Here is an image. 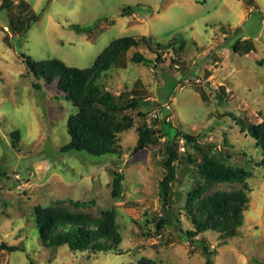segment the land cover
<instances>
[{
    "label": "rangeland",
    "instance_id": "1",
    "mask_svg": "<svg viewBox=\"0 0 264 264\" xmlns=\"http://www.w3.org/2000/svg\"><path fill=\"white\" fill-rule=\"evenodd\" d=\"M126 6L135 7L132 15H122ZM32 14L37 21L28 20ZM17 18L26 28L15 32ZM123 36L152 40V49L140 43L129 51L125 67L109 71L102 81L117 96H141L148 103L127 111L133 125L119 134L123 154L62 152L71 139L68 119L77 108L55 83L35 89L23 55L87 68ZM181 40L180 54L155 49V42ZM248 45L254 50L246 53ZM136 51L152 59L159 52L162 62L134 63ZM214 91L224 92L223 98ZM237 119L242 125L264 122V0H11L0 10V264H137L140 259L207 264L204 246L213 252L212 264H264L263 152ZM145 123L161 137L134 151ZM177 131L211 143L219 157L251 173L245 183H218L209 190L247 194L236 236L185 237L191 223L183 208L204 179L191 161L195 149L183 137L176 141L179 158L169 201L162 197L166 145ZM114 171L123 174L119 197L112 195ZM38 207L88 220L113 212L118 251L93 255L44 247L35 226ZM3 243L22 250L10 252Z\"/></svg>",
    "mask_w": 264,
    "mask_h": 264
},
{
    "label": "trees",
    "instance_id": "2",
    "mask_svg": "<svg viewBox=\"0 0 264 264\" xmlns=\"http://www.w3.org/2000/svg\"><path fill=\"white\" fill-rule=\"evenodd\" d=\"M10 4L11 0H5L0 10L9 8ZM134 8L126 6L123 8L122 15H132ZM38 17L32 14L28 20L37 21ZM24 27L23 19L17 18V25L13 30L15 32L24 30L26 28ZM140 43L152 49V40L145 36L140 39L135 36L113 39L87 68L68 65L58 58L37 61L31 56L23 55L30 73L36 78V82L33 83L35 89L40 90L42 83H55L57 90L65 93L77 108V113L68 119L67 127L71 139L60 148L62 152L78 151L92 157H120L123 154V149L119 144V134L133 125V119L127 111L139 107L146 108L148 103L141 96H117L107 90L102 81L109 71L125 67L129 51L138 48ZM154 44L157 51L172 48L176 54L183 52L185 46L183 40L170 41L167 44L155 42ZM240 46V44L237 45L235 49H240ZM252 50L254 47L248 45L245 52L249 53ZM157 55L156 59H152L136 51L130 60L137 64L152 66L159 61L162 62L161 54L158 52ZM214 93L220 99L224 96V92L219 94L214 91ZM237 120L242 125V120ZM245 125H247L249 135L256 140V145L262 149L263 158L260 165L264 167V122L257 125L251 123ZM245 125L242 126L246 127ZM138 132L139 138L134 151L142 150L148 144H155L161 137L157 135L158 130L149 127L146 123L139 128ZM13 135L18 137L17 132ZM179 137H183L188 144L193 145L196 155L191 156V161L198 165L199 173L204 179L202 184L189 192L183 208L191 223V228L184 230L185 237L193 241L206 232H216L222 238L236 236L244 223V212L249 202L247 194L242 190L217 191L210 194L209 190L218 183H245L251 173L245 168L227 163L216 154L211 143H200L198 136L186 135L177 131L168 140L164 162L166 174L160 183L162 197L166 202L169 201L170 182L174 179V162L179 158L176 145ZM113 174L112 195L119 197L122 192L123 174L118 171H114ZM1 175L0 171V177ZM34 217L41 243L48 249L56 250L64 247L74 253L93 255L119 249L121 238L116 227L115 214L111 211L102 212L101 220H88L76 217L61 208L38 207L35 209ZM1 247L10 252L22 250L18 246H9L6 243H3ZM203 251L207 257V264H212L213 252L206 246ZM29 264L35 263L30 262ZM137 264L157 263L148 259H140Z\"/></svg>",
    "mask_w": 264,
    "mask_h": 264
}]
</instances>
